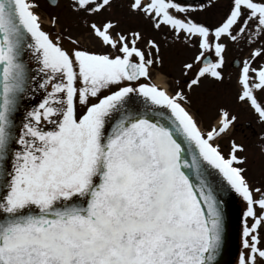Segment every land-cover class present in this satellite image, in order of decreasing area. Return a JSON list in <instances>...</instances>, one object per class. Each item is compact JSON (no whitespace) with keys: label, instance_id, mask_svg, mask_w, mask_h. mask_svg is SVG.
<instances>
[{"label":"snow or ice","instance_id":"obj_1","mask_svg":"<svg viewBox=\"0 0 264 264\" xmlns=\"http://www.w3.org/2000/svg\"><path fill=\"white\" fill-rule=\"evenodd\" d=\"M217 2L0 0V264H216L227 191L245 203L236 264H264V0L195 18ZM41 10L102 50L53 35ZM169 41L193 51L161 86L152 69ZM230 48L242 58L227 61ZM232 105L254 126L241 130Z\"/></svg>","mask_w":264,"mask_h":264},{"label":"rangeland","instance_id":"obj_2","mask_svg":"<svg viewBox=\"0 0 264 264\" xmlns=\"http://www.w3.org/2000/svg\"><path fill=\"white\" fill-rule=\"evenodd\" d=\"M227 2V0H218L217 6L214 8H209L207 11L195 13L194 16L198 21H203L209 24L216 23L217 20H219L221 13L224 10L223 5ZM42 11V19L44 20V26H49L48 23V16L46 12ZM61 26L67 27L69 31L76 33L77 35H80L81 39V45L90 49L95 50H102L101 46L96 43L94 40L90 39L86 32L84 31L82 24L79 22H73L70 19L65 18V16L62 14L59 24L57 25V29H59ZM121 27L125 28H139L143 31H145L146 36H153L156 39H161L160 34L152 32L150 29L147 28L146 24L140 20H126L122 19L121 21ZM192 49L186 48L182 43L180 42H171L169 41L167 45L162 44L161 48V54L163 56L164 62L163 65L160 67H156L152 69L153 73V80L152 82L157 83L161 86H167L168 84H172L176 78L180 76V66L181 62L188 59V57L192 54ZM247 51V50H245ZM243 53H241L236 48H230L228 52H226V60L229 62H232L233 60H236L238 58H242ZM230 70L234 71V67H231ZM221 88V98L224 100H230V85L225 84L220 86ZM208 94V91L206 88H202L197 90L193 95L198 100L201 96H206ZM200 107L199 113H197V119L202 123V125H207L211 122H214V114L213 110L205 105H198ZM233 107H236L240 111L241 121L249 120L248 114L243 109H240L237 105H232ZM239 131L237 132V135H239ZM223 148V143H222ZM225 151H227L226 148H224ZM246 175L249 176L250 180L252 179H259L261 177V170L260 166L258 164L256 165H250L249 171L246 173ZM242 200V198H241ZM242 209L245 210V203L242 200ZM243 221L240 224V237L238 240V249H237V255L235 257V261L237 262V258L239 255V252L241 251V234H242V227H243ZM264 235V233H262ZM235 262V264H236Z\"/></svg>","mask_w":264,"mask_h":264},{"label":"water","instance_id":"obj_3","mask_svg":"<svg viewBox=\"0 0 264 264\" xmlns=\"http://www.w3.org/2000/svg\"><path fill=\"white\" fill-rule=\"evenodd\" d=\"M224 233L223 243L220 252L216 257V264H232L233 257L237 254L240 224L243 220V212L238 204V194L234 191H227L221 194ZM227 253L231 255L227 262Z\"/></svg>","mask_w":264,"mask_h":264},{"label":"flooded vegetation","instance_id":"obj_4","mask_svg":"<svg viewBox=\"0 0 264 264\" xmlns=\"http://www.w3.org/2000/svg\"><path fill=\"white\" fill-rule=\"evenodd\" d=\"M41 21H42V23L44 24L45 22H44V20L42 19V17H41ZM44 26V25H43ZM45 27V29H47V30H49V31H51L52 33H53V35L55 34V32L56 31H58L59 29H50L49 28V26L47 27V26H44ZM63 44H64V46L65 47H71V45H70V43L67 41V40H65V41H63ZM233 61H235V60H233ZM232 61V62H233ZM37 100H38V97H37ZM242 129L241 130H243V131H246L250 126H254V123L252 124V125H250L249 123H248V120H245V121H243L242 122ZM239 133H240V131H239ZM238 202L240 203V205L242 204V200H241V197L238 195ZM242 207V206H241ZM239 235H240V232H239ZM237 255V254H236ZM236 255L233 257V262H232V264H235V257H236Z\"/></svg>","mask_w":264,"mask_h":264},{"label":"bare ground","instance_id":"obj_5","mask_svg":"<svg viewBox=\"0 0 264 264\" xmlns=\"http://www.w3.org/2000/svg\"><path fill=\"white\" fill-rule=\"evenodd\" d=\"M227 257H228V259H227V262H228L230 260V258H231V255H228V253H227Z\"/></svg>","mask_w":264,"mask_h":264}]
</instances>
